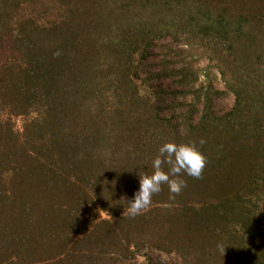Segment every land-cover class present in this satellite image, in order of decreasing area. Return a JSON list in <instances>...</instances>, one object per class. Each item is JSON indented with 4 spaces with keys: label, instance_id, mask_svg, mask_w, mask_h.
I'll list each match as a JSON object with an SVG mask.
<instances>
[{
    "label": "trees",
    "instance_id": "trees-1",
    "mask_svg": "<svg viewBox=\"0 0 264 264\" xmlns=\"http://www.w3.org/2000/svg\"><path fill=\"white\" fill-rule=\"evenodd\" d=\"M162 40L185 91L146 93ZM200 139L203 177L124 215L161 144ZM0 264H264V0H0Z\"/></svg>",
    "mask_w": 264,
    "mask_h": 264
},
{
    "label": "clouds",
    "instance_id": "clouds-1",
    "mask_svg": "<svg viewBox=\"0 0 264 264\" xmlns=\"http://www.w3.org/2000/svg\"><path fill=\"white\" fill-rule=\"evenodd\" d=\"M205 143L204 139H200L198 144L196 141L161 144L152 160L151 174L139 175V189L134 198L127 201L128 208L124 215L132 219L142 215L152 206L153 197L159 195L165 186L170 194L169 199L174 201L188 186L185 176L201 179L207 166V157L201 150ZM219 250L224 251L223 247Z\"/></svg>",
    "mask_w": 264,
    "mask_h": 264
},
{
    "label": "rangeland",
    "instance_id": "rangeland-1",
    "mask_svg": "<svg viewBox=\"0 0 264 264\" xmlns=\"http://www.w3.org/2000/svg\"><path fill=\"white\" fill-rule=\"evenodd\" d=\"M170 41L171 40H162L160 42H157L154 48L151 49L150 51L151 56L146 60L147 73L143 72V74H141L142 79H146L148 77L147 75L149 74L156 75L157 73H160V77L158 79H153L147 84L146 93L148 94H151L150 87H156V90L158 87L159 88L164 87V93H169V94L173 91H176V92H181L182 90L185 91V89H182L174 85V81H180L181 76L178 74L173 75V73L180 71L182 69H187L188 62L192 61V58L189 57L184 61L182 55H180L182 51H185V52L189 51V48H187L185 44H179L178 46L173 47V50L171 52H167L164 45L170 43ZM202 51L203 50L200 51L198 48L192 50V52L196 54L194 61L196 62L197 67L201 69L200 79H199V82L196 84V88L189 87L188 92H191V94H189L186 97L180 98V102L186 101L188 104H191L193 103V98L197 96V94L200 93V89H202V87L204 88V91H207L208 89V84L206 82H208L207 75L209 72L208 68H209L210 62L207 58H202V56H200V54H202ZM186 54L187 52L184 54V56ZM161 73L169 75L170 78L161 79ZM210 82H212L214 89L218 91H226L224 82L217 69L213 71V76H211ZM163 100L166 101L165 105L167 106V108H165V110L163 111V116L172 117L173 115L175 116L176 113L178 114V113H182L185 111V108L178 109L177 111L176 104L178 102L175 103L172 98L170 99V98L165 97ZM234 102H235V97L233 95H230V96H224L221 99L215 100V105L217 107V111H219V114H223L227 110H230L232 108V106L234 105ZM147 251L143 250L141 253L144 254V253H147ZM154 256L155 257L158 256V253L157 254L155 253ZM161 257L166 262L171 261L166 256H161ZM139 261L143 263L145 261L144 257L140 256Z\"/></svg>",
    "mask_w": 264,
    "mask_h": 264
}]
</instances>
